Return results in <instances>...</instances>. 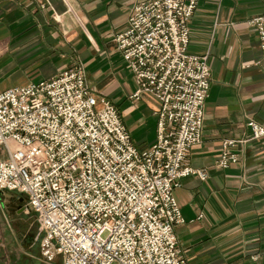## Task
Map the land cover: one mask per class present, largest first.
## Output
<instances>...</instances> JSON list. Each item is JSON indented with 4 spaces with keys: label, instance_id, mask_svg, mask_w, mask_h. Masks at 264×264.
<instances>
[{
    "label": "built area",
    "instance_id": "obj_1",
    "mask_svg": "<svg viewBox=\"0 0 264 264\" xmlns=\"http://www.w3.org/2000/svg\"><path fill=\"white\" fill-rule=\"evenodd\" d=\"M196 0H134L116 45L137 83L161 101L156 140L133 145L115 107L87 87L81 66L0 90V189L25 194L43 234L39 254L60 264H187L172 227L181 161L199 140L206 55L185 52ZM264 50V3L249 19ZM175 121L177 128L170 126ZM253 137L264 133L248 121ZM223 139L216 163L235 156ZM30 208V207H29Z\"/></svg>",
    "mask_w": 264,
    "mask_h": 264
},
{
    "label": "crops",
    "instance_id": "obj_2",
    "mask_svg": "<svg viewBox=\"0 0 264 264\" xmlns=\"http://www.w3.org/2000/svg\"><path fill=\"white\" fill-rule=\"evenodd\" d=\"M263 1L197 0L190 16L186 50L207 55L210 85L200 141L185 157L205 177L184 175L172 191L183 217L173 230L187 264H264V135L251 138L247 124L264 127V53L247 23ZM130 3L0 0V90L80 63L96 93L118 109L136 148H145L155 135L154 100L128 97L132 76L113 42ZM223 138L236 140L238 159L219 167Z\"/></svg>",
    "mask_w": 264,
    "mask_h": 264
},
{
    "label": "rangeland",
    "instance_id": "obj_3",
    "mask_svg": "<svg viewBox=\"0 0 264 264\" xmlns=\"http://www.w3.org/2000/svg\"><path fill=\"white\" fill-rule=\"evenodd\" d=\"M133 1L134 0H131V3L129 4V7L127 9V15H126V20H125L124 27L121 30L117 31L113 35V42H114V46L116 48H117V45H116L115 37H116V35L119 32H122L127 27V17H128V14L131 11L130 8H131V5H132ZM263 3H264V1H263ZM194 7H193V9H194ZM193 9H192V11H193ZM262 9H263V5H262ZM262 9H261V11H262ZM192 11H191V14H192ZM259 13H257V14H259ZM191 14L189 15L188 20H187L188 32H189V20H190ZM257 14H255V15H257ZM253 16H251V17H253ZM249 19L247 20L248 24H249ZM251 27L256 32L257 40H258V47H259L260 51H262L264 53V50H262V48L260 47V39H259V35H258L257 30L255 29V27H253V26H251ZM187 41H188V34H187ZM186 45H187V42H186ZM186 45H185V52L186 53H188V54H196V55H202V54L206 55L205 53H201L200 54V53L189 52V51L186 50ZM118 51H119V49H118ZM120 55H121V52H120ZM121 57H122V55H121ZM122 59H123V57H122ZM123 61L126 64V66L128 67V69H129V71L131 73L133 84H134V87H133L132 91L128 94V97L130 99H138L142 94H147L154 100L155 106H154V109H153V113L155 115V135H154L153 140L149 143V145H150L156 140L157 129H158V120H159V111L161 109V101H160L159 98H157L155 95H153L152 93H150L148 91H141V92H139V94L137 96H131L132 92L136 89L137 83H136V80H135V76H134L133 70L127 64V62L125 60H123ZM206 64H207V70H208V89H209V85H210V68H209V64L207 62V55H206ZM75 66L76 67L81 66V68L83 70V73H84V78H85V82H86L87 87L92 91V93H94L96 96L100 97L101 95H98L96 93L94 87H92L88 83V81L86 79L85 71H84V69H83V67H82V65L80 63L72 65V66L65 67V68H63L61 70L68 69L70 67H75ZM61 70H59V71H61ZM58 72H56L55 74L51 75L50 77H53ZM50 77H48V78H50ZM48 78H46V79H48ZM41 80H45V79H41ZM25 84H27V83H25ZM25 84H22V85H25ZM12 86H15V85H12ZM9 87H11V86H9ZM208 89H207V93H208ZM207 93L205 94L204 98L206 97ZM101 97H104V96H101ZM104 98H106V97H104ZM204 98L202 100V105H201L202 115H201V119H200L199 140L197 142H199L200 138H201ZM107 100L110 103H112L109 99H107ZM112 105L117 110V113L119 115V119H120L121 123L123 124L118 109L116 108V106L113 103H112ZM249 120L253 121L252 119H248V121ZM248 121H247V124H248ZM253 122H255V121H253ZM170 126L173 127V128H177V123L175 121H172L170 123ZM124 127L126 128V131H127L128 135H129V137L131 139V136H130V133H129L127 127L125 125H124ZM250 129H251V134H250L251 138H257V137H260L261 135H264V133H263V134H260V135H258L256 137H253L252 136L253 135L252 128L250 127ZM223 139H227V138H223ZM223 139L220 141L216 159H218L217 157L219 156V153L221 151V143H222ZM230 139H232V138H230ZM131 141H132V139H131ZM197 142H192V143L189 144L188 149H187V153L185 154V156L183 157V159L181 161V165L189 167L191 169V171L187 172L186 174L178 176L177 184L175 186H173V188L171 189L172 196H173L172 191H173L174 187H176L179 184V178L180 177H182L184 175H187L189 173H195V174L198 175V177H200L202 179L205 177L204 169L193 167V166H191V165H189V164H187L185 162V157L187 156L191 146L193 144L197 143ZM239 142H242V141H239ZM133 145H134V143H133ZM149 145H147L145 148H147ZM232 147L233 146H231L229 148V150L234 154V156H235V160L234 161H236L238 159V155H237L236 151L233 150ZM145 148H142V149H137L136 148V149L138 151H142ZM216 159L214 161V164L216 166L225 167V166H221L220 164L216 163ZM234 161H230V162H228V164H230V163H232ZM228 164H226V166ZM23 194H24L23 192H20V191L15 190V189L14 190L8 189V188L0 189V264H60L61 257L59 255H55V257L53 258L52 261H46L40 256V254H39V238L43 234V231L39 230V228H38V225H37V223L35 221V218H34L35 211L32 210L33 208L31 207V205L28 204V206L30 208L28 207L27 210L25 209V204L24 203L26 201V198H25L26 196H25V194L24 195ZM173 198H174V196H173ZM174 201H175V203H176V205L178 207V204H177L175 199H174ZM178 209H179V207H178ZM179 212H180V210H179ZM180 215H181V213H180ZM181 218H182V220L180 222L183 221L182 215H181ZM33 219H34L35 222L33 221ZM180 222L175 223L173 225V227L176 224L180 223ZM173 227H172V230H173ZM28 232H32L31 242L27 246H24V244L27 243V241H28V235H29ZM173 233H174V230H173ZM174 235H175V233H174ZM175 239H176V237H175ZM176 245H177V241H176ZM177 247L179 249V252L183 256V258L185 259L184 255L182 254V252H181V250H180L178 245H177ZM253 256L255 257L256 255H253ZM185 261H186V259H185ZM186 263H187V261H186Z\"/></svg>",
    "mask_w": 264,
    "mask_h": 264
},
{
    "label": "water",
    "instance_id": "obj_4",
    "mask_svg": "<svg viewBox=\"0 0 264 264\" xmlns=\"http://www.w3.org/2000/svg\"><path fill=\"white\" fill-rule=\"evenodd\" d=\"M24 195V194H23ZM21 198V197H20Z\"/></svg>",
    "mask_w": 264,
    "mask_h": 264
}]
</instances>
